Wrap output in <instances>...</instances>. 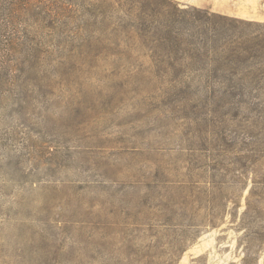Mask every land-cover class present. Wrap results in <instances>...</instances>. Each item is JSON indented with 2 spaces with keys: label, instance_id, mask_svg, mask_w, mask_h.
<instances>
[{
  "label": "rangeland",
  "instance_id": "rangeland-1",
  "mask_svg": "<svg viewBox=\"0 0 264 264\" xmlns=\"http://www.w3.org/2000/svg\"><path fill=\"white\" fill-rule=\"evenodd\" d=\"M172 1L264 26V0ZM117 4L47 3L52 35L0 0V264H264V85L142 57Z\"/></svg>",
  "mask_w": 264,
  "mask_h": 264
},
{
  "label": "trees",
  "instance_id": "trees-1",
  "mask_svg": "<svg viewBox=\"0 0 264 264\" xmlns=\"http://www.w3.org/2000/svg\"><path fill=\"white\" fill-rule=\"evenodd\" d=\"M117 1L116 8L113 7L124 13L127 32L129 29L136 32L142 57L152 49L150 58L178 59L176 62L182 59L203 60L205 64L194 69L206 70L212 66V75L221 84L226 80L228 83L241 82L239 88L227 84L225 88L230 92L238 89L245 93L248 87L255 91L264 85L261 83L264 70L257 69V66L246 65L249 71L230 66L235 62L264 64V26L205 7L181 6L172 0H124L123 7ZM53 2L56 0H15L12 20L17 26L15 31L25 29L26 33L28 27L36 31L40 21L42 34H61L63 30L58 24L57 13L48 12L47 3ZM216 61L222 64H215ZM247 80L250 81L246 83ZM259 134L251 131L248 136L254 140L250 143L257 142ZM252 150L245 147L246 152Z\"/></svg>",
  "mask_w": 264,
  "mask_h": 264
}]
</instances>
